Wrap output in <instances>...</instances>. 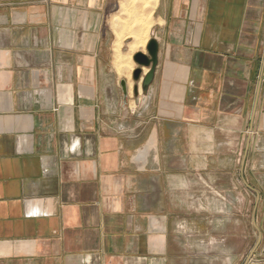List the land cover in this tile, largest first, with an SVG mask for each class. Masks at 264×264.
<instances>
[{"label": "crops", "instance_id": "1", "mask_svg": "<svg viewBox=\"0 0 264 264\" xmlns=\"http://www.w3.org/2000/svg\"><path fill=\"white\" fill-rule=\"evenodd\" d=\"M150 1L0 0V264H215L237 190L264 264V0Z\"/></svg>", "mask_w": 264, "mask_h": 264}, {"label": "rangeland", "instance_id": "2", "mask_svg": "<svg viewBox=\"0 0 264 264\" xmlns=\"http://www.w3.org/2000/svg\"><path fill=\"white\" fill-rule=\"evenodd\" d=\"M128 1L131 4L129 6L135 8L136 12H138V7L142 9L144 5L150 6L152 4L150 0ZM134 24L143 26L145 22L144 20H138L136 15ZM201 187L203 186L201 185ZM205 193L204 197L200 196L199 213L195 212L196 215L200 216L199 220L201 222L200 256L205 259H212L215 264H228L229 262L243 264L245 259H247V263L254 262L258 258L255 251L259 246V244H256L259 234L251 219L252 198L249 197L246 206V198L240 197L239 190H237V196L231 198V213L228 212L229 210L224 213L223 202L225 201H223V198L214 195L213 191H206ZM225 199L229 201L228 197ZM186 215L189 218L191 217V213ZM208 219H214L216 222L226 219L227 223L225 227L217 225L215 229L212 226L209 230ZM224 237H226L227 243L225 245L223 244Z\"/></svg>", "mask_w": 264, "mask_h": 264}, {"label": "water", "instance_id": "3", "mask_svg": "<svg viewBox=\"0 0 264 264\" xmlns=\"http://www.w3.org/2000/svg\"><path fill=\"white\" fill-rule=\"evenodd\" d=\"M147 54L143 52H138L134 54L133 59L139 65L133 72V78L138 79L141 75L142 67H149V72L144 76V83L149 82L151 79L155 67L157 65V53H158V43L155 38H151L146 46ZM122 87H125L124 82L121 83Z\"/></svg>", "mask_w": 264, "mask_h": 264}, {"label": "bare ground", "instance_id": "4", "mask_svg": "<svg viewBox=\"0 0 264 264\" xmlns=\"http://www.w3.org/2000/svg\"><path fill=\"white\" fill-rule=\"evenodd\" d=\"M145 42V41H144ZM134 48V47H133Z\"/></svg>", "mask_w": 264, "mask_h": 264}]
</instances>
